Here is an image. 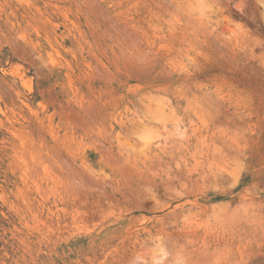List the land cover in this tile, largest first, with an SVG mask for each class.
Listing matches in <instances>:
<instances>
[{
	"label": "rangeland",
	"instance_id": "374dc122",
	"mask_svg": "<svg viewBox=\"0 0 264 264\" xmlns=\"http://www.w3.org/2000/svg\"><path fill=\"white\" fill-rule=\"evenodd\" d=\"M0 264H264V0H0Z\"/></svg>",
	"mask_w": 264,
	"mask_h": 264
}]
</instances>
